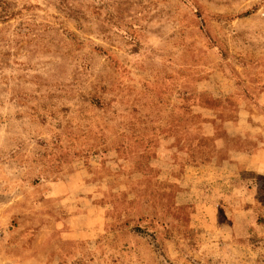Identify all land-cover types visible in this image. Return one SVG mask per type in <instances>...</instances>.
<instances>
[{
	"label": "rangeland",
	"instance_id": "rangeland-1",
	"mask_svg": "<svg viewBox=\"0 0 264 264\" xmlns=\"http://www.w3.org/2000/svg\"><path fill=\"white\" fill-rule=\"evenodd\" d=\"M263 93L264 0H0V264H264Z\"/></svg>",
	"mask_w": 264,
	"mask_h": 264
},
{
	"label": "crops",
	"instance_id": "crops-1",
	"mask_svg": "<svg viewBox=\"0 0 264 264\" xmlns=\"http://www.w3.org/2000/svg\"><path fill=\"white\" fill-rule=\"evenodd\" d=\"M261 97H264V93ZM252 105L247 104L241 108L237 121L231 127V132L233 135L235 133L241 138L249 139V141L257 139L258 143H254L255 145L252 147H247L249 149L239 150L234 159L241 160L248 155L257 161L259 166V164L264 163V114L255 104ZM248 150H252V152L247 154L246 151Z\"/></svg>",
	"mask_w": 264,
	"mask_h": 264
}]
</instances>
